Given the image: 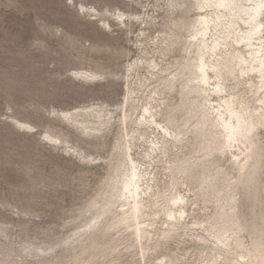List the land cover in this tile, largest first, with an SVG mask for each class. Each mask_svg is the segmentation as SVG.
Segmentation results:
<instances>
[{"label": "bare ground", "instance_id": "bare-ground-1", "mask_svg": "<svg viewBox=\"0 0 264 264\" xmlns=\"http://www.w3.org/2000/svg\"><path fill=\"white\" fill-rule=\"evenodd\" d=\"M162 1L166 31L152 45L163 60L146 59V46L126 68L119 115L99 105L57 113L88 136L119 133L106 188L87 208L93 224L73 235L72 264H264V0ZM125 15L109 17L138 22ZM151 23L142 22L143 38Z\"/></svg>", "mask_w": 264, "mask_h": 264}, {"label": "rangeland", "instance_id": "rangeland-1", "mask_svg": "<svg viewBox=\"0 0 264 264\" xmlns=\"http://www.w3.org/2000/svg\"><path fill=\"white\" fill-rule=\"evenodd\" d=\"M166 9L162 0H0V264L77 260L73 235L93 224L96 212L87 208L106 188L119 133L113 126L88 136L57 113L99 105L118 116L126 68L145 56L163 60L152 40L166 31ZM118 11L138 22L118 25L109 17ZM150 21L143 38L142 22ZM78 70L102 77L81 79L73 75ZM147 77L140 71L141 80ZM45 132L61 144L46 141ZM192 190L181 188L201 221Z\"/></svg>", "mask_w": 264, "mask_h": 264}]
</instances>
